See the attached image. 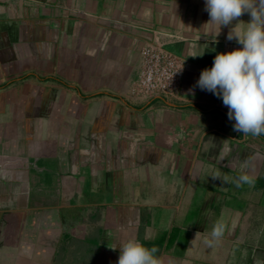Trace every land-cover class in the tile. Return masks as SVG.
Listing matches in <instances>:
<instances>
[{"label": "crops", "instance_id": "obj_1", "mask_svg": "<svg viewBox=\"0 0 264 264\" xmlns=\"http://www.w3.org/2000/svg\"><path fill=\"white\" fill-rule=\"evenodd\" d=\"M249 21L218 29L205 0H0V264H117L129 238L158 264H264V136L196 86ZM156 29L177 36L182 91L138 101Z\"/></svg>", "mask_w": 264, "mask_h": 264}, {"label": "clouds", "instance_id": "obj_2", "mask_svg": "<svg viewBox=\"0 0 264 264\" xmlns=\"http://www.w3.org/2000/svg\"><path fill=\"white\" fill-rule=\"evenodd\" d=\"M205 9L210 24L218 29L245 13L250 16V21L238 23L241 25L239 30L237 24L228 36L231 40L234 35L242 47L217 53L212 66L201 71L196 86L222 99L228 108V119L234 121V131L245 136H264V0H205ZM241 164L248 167L247 161ZM212 177L221 179L219 174ZM232 180L237 188L254 182L243 170ZM228 227L226 220L216 223L211 238L206 241L208 246L223 238ZM117 246V264H158L155 255L158 249L145 246L138 238L115 239L108 247L115 250Z\"/></svg>", "mask_w": 264, "mask_h": 264}, {"label": "built area", "instance_id": "obj_3", "mask_svg": "<svg viewBox=\"0 0 264 264\" xmlns=\"http://www.w3.org/2000/svg\"><path fill=\"white\" fill-rule=\"evenodd\" d=\"M177 36L159 29L152 32L151 39L139 49L140 67L128 94L138 101H151L154 98H178L184 68L182 62L165 47Z\"/></svg>", "mask_w": 264, "mask_h": 264}, {"label": "rangeland", "instance_id": "obj_4", "mask_svg": "<svg viewBox=\"0 0 264 264\" xmlns=\"http://www.w3.org/2000/svg\"><path fill=\"white\" fill-rule=\"evenodd\" d=\"M139 67H140V62H139ZM138 70H139V69H138ZM134 81H135V80H134ZM134 81H133V82H134ZM133 82H132V83H133ZM131 85H132V84H131ZM128 91H129V89H128Z\"/></svg>", "mask_w": 264, "mask_h": 264}]
</instances>
